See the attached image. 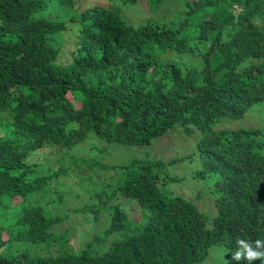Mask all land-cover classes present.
I'll return each mask as SVG.
<instances>
[{
  "label": "trees",
  "instance_id": "1",
  "mask_svg": "<svg viewBox=\"0 0 264 264\" xmlns=\"http://www.w3.org/2000/svg\"><path fill=\"white\" fill-rule=\"evenodd\" d=\"M41 1L0 0V123L6 120L0 132V250L8 246L0 264H198L215 244L232 254L237 237L264 239V122L220 125L264 102V0H187V11L171 22L138 25L116 10L93 7L83 12L89 19L80 27V51L66 64L57 63L49 38L65 24L39 17ZM153 1L154 11L165 0ZM183 55L196 60L184 62ZM177 124L186 134H201L195 177L213 176L212 218L193 200L161 189L166 162L134 159L120 166L124 177L96 194L103 196L96 205L115 196L136 200L144 224L95 252L92 243L130 226L128 213L114 204L108 227L77 252L52 255L26 247L65 244L66 236L52 228L67 216L13 199L45 196L52 178L79 163L99 164L70 151L91 132L142 146ZM53 147L62 152L56 168L36 159ZM13 243L24 247L12 249Z\"/></svg>",
  "mask_w": 264,
  "mask_h": 264
},
{
  "label": "rangeland",
  "instance_id": "2",
  "mask_svg": "<svg viewBox=\"0 0 264 264\" xmlns=\"http://www.w3.org/2000/svg\"><path fill=\"white\" fill-rule=\"evenodd\" d=\"M187 0H165L157 5L153 11L151 6L154 1L137 0H75L74 4H65L59 0H42V10L37 14L39 17L50 20H61L65 26L62 31L50 33L51 44L58 49L57 63L66 64L72 57L79 53L80 27L88 17L83 12L93 7L109 8L118 11L122 18L138 25L146 21L171 22L179 14H184L189 6ZM190 3L196 0H188ZM199 3H202L200 0ZM193 11V10H191ZM189 11V12H191ZM193 56H182V61H194ZM264 102L253 104L244 117L239 119L224 118L221 124L228 129L231 128H255L264 122ZM5 125L6 120L0 123ZM5 130L1 127L0 132ZM91 132L88 137L71 149V153L79 157H86L87 160H99V164H77L69 171L51 179L50 190L45 196H20L13 200L20 204L41 203L47 205L50 211L67 218L54 225L52 230L55 234H64L67 242L61 244L51 242L30 247L33 253L46 252L56 255L62 250L77 252L85 243L96 235H101L110 222V210L114 204L120 205L130 217V226L124 230L113 232L105 242L92 243V249L97 253H103L110 241L122 238L135 230L136 225H142L145 219L140 220V208L136 200L123 196H115L111 203L98 208L103 196H96L103 188L112 187L119 178L124 177L125 170L120 166L127 165L134 159H161L166 162L161 167L160 187L172 194H180L186 199H191L197 207L209 217L216 213L214 196L217 190L213 185V176L207 175L196 179L195 171L201 167L198 157L197 141L201 137L199 130L194 129L186 134L179 124L165 134L156 137L148 145H130L117 142H109L101 136ZM61 153L56 148H49L40 152L36 158L43 164L56 168L60 164ZM174 161L175 159H178ZM167 176L174 177V180H164ZM108 192V190H106ZM196 193L200 195L196 197ZM88 206L86 209H81ZM100 210L99 217L96 212ZM8 247V246H7ZM7 247L0 251L7 252ZM24 247V244H14L12 249ZM198 264H237L232 260V254L228 252L224 244H215L209 248L207 258Z\"/></svg>",
  "mask_w": 264,
  "mask_h": 264
},
{
  "label": "clouds",
  "instance_id": "3",
  "mask_svg": "<svg viewBox=\"0 0 264 264\" xmlns=\"http://www.w3.org/2000/svg\"><path fill=\"white\" fill-rule=\"evenodd\" d=\"M232 260L246 261L247 264H253L254 261L259 260L261 264H264V239L247 240L237 237Z\"/></svg>",
  "mask_w": 264,
  "mask_h": 264
}]
</instances>
